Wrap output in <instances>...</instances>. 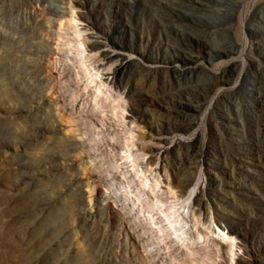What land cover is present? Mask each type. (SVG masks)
<instances>
[{
    "label": "rangeland",
    "instance_id": "1",
    "mask_svg": "<svg viewBox=\"0 0 264 264\" xmlns=\"http://www.w3.org/2000/svg\"><path fill=\"white\" fill-rule=\"evenodd\" d=\"M0 264H264V0H0Z\"/></svg>",
    "mask_w": 264,
    "mask_h": 264
},
{
    "label": "bare ground",
    "instance_id": "2",
    "mask_svg": "<svg viewBox=\"0 0 264 264\" xmlns=\"http://www.w3.org/2000/svg\"><path fill=\"white\" fill-rule=\"evenodd\" d=\"M63 12V11H62ZM72 17H73V15H72ZM75 19V18H74ZM66 20V19H65ZM68 20H70L69 22L71 23V25L73 24V26H74V29H72L73 30V32L71 33L72 34V36L75 38V39H78L79 37H80V39H81V31L79 30V27H78V23H77V20H75V21H72L73 19L71 18V19H68ZM68 22V23H69ZM79 22V21H78ZM63 23V22H62ZM54 25V24H53ZM60 25H61V23H60ZM63 25V24H62ZM65 25V24H64ZM69 26V25H68ZM58 27H60V26H58ZM71 27V26H70ZM51 28V27H50ZM49 28V29H50ZM52 29V28H51ZM55 29V28H54ZM48 30V29H47ZM71 30V31H72ZM53 31V30H52ZM55 31V30H54ZM53 33V32H52ZM58 33V32H57ZM49 34V33H48ZM68 34V33H67ZM43 35V34H42ZM52 35V34H51ZM55 35V34H54ZM48 37H49V39H50V36L48 35ZM70 37V36H69ZM46 38V37H45ZM73 39V38H72ZM81 42V41H80ZM83 43V42H82ZM84 44V43H83ZM59 45V44H58ZM49 46V45H48ZM81 46H82V44H81ZM56 47V46H55ZM59 47V46H58ZM81 48V47H80ZM54 49V48H53ZM48 50V49H47ZM51 50V49H50ZM55 50V49H54ZM58 50V49H57ZM56 51V50H55ZM59 51V50H58ZM81 51V55L83 56V57H88L89 56V54H88V52H87V50H86V48L84 47V45H83V47H82V50H80ZM46 52V51H45ZM53 52V51H52ZM71 52V51H70ZM78 53V52H77ZM39 54V53H38ZM53 54V53H52ZM47 55V54H46ZM199 180L200 179H198V181L189 189V191H188V193H187V195H186V197H185V199H184V204H183V206H182V212L180 213L181 215H182V217H184V218H187L188 217V214H189V211H190V208H191V206H192V202H193V199H194V197H195V195L197 194V192H198V183H199ZM180 210V209H179ZM179 214V213H178ZM180 217H178L177 219H179ZM181 220H183L182 218H181ZM178 222H179V220H178ZM187 227V226H186ZM185 228V227H184ZM184 231H185V229H184Z\"/></svg>",
    "mask_w": 264,
    "mask_h": 264
}]
</instances>
